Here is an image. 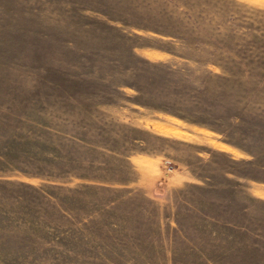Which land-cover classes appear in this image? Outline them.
<instances>
[{
  "label": "rangeland",
  "instance_id": "obj_1",
  "mask_svg": "<svg viewBox=\"0 0 264 264\" xmlns=\"http://www.w3.org/2000/svg\"><path fill=\"white\" fill-rule=\"evenodd\" d=\"M0 264H264V0H0Z\"/></svg>",
  "mask_w": 264,
  "mask_h": 264
}]
</instances>
